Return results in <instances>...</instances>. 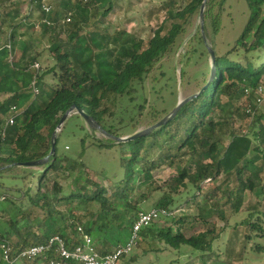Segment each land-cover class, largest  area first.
Listing matches in <instances>:
<instances>
[{
	"label": "trees",
	"instance_id": "16d2710c",
	"mask_svg": "<svg viewBox=\"0 0 264 264\" xmlns=\"http://www.w3.org/2000/svg\"><path fill=\"white\" fill-rule=\"evenodd\" d=\"M32 1L31 5L40 13L41 30L50 32L52 42L48 50L54 64L39 71V93L34 96L29 86L35 71L30 66L37 62L38 55L28 57L23 49L17 61H7L6 46L21 25L23 3L0 0V35L5 36L2 27L9 26L5 42L0 43V177L14 166L20 167V163L41 160L50 153L52 134L71 105L94 119L107 134L119 137L103 123L108 112L105 102H113L116 97H126L129 102L137 100L138 89L143 88L151 69L174 46L183 25L200 9L203 0H189L180 9H174L179 0L166 1V17L152 31L147 46L124 30L110 35L101 27L116 6L113 0H61L47 14L42 11L41 0ZM245 2L250 15L234 43L223 55L211 48L215 54L213 79L207 84L208 79L170 122L130 142L110 138L106 143H96L99 147L119 148L124 175L112 192L85 172L81 154L71 160L57 151V136L55 153L38 168L41 172L36 175L34 189L6 186L0 181V244L9 243L12 264H42L41 260H18L17 255L55 236L63 238L70 247L77 245L78 226L85 235L97 238L95 249L104 256L125 242L137 214L145 212L139 205L163 186L168 190L153 208L168 211L171 225L156 227L160 220L153 222L140 232L136 246L150 238L177 251L187 247L202 259L214 254V244L222 231L207 224L208 218L216 216L226 222L220 208L229 206L230 215L238 214L246 192H264V127L261 116L252 120L251 112V100L264 77V0ZM223 4L225 0H220V6ZM67 18L69 22L65 21ZM91 20L94 23L89 26ZM168 21L171 23L167 28ZM219 28L218 14L214 17L213 32L218 34ZM199 40L204 45L201 36ZM204 51L209 56L208 47ZM49 74L54 78L51 85L45 81ZM13 107L18 111L14 124L5 128L6 116ZM138 109L141 112L143 107ZM234 116L249 122L246 133L234 132ZM253 145L255 155L248 157ZM163 166L176 168L175 182L153 181V172ZM72 174L73 189L64 196L59 179ZM220 177L221 183L217 185ZM229 178L233 188L222 181ZM148 180L150 192L135 197ZM183 191H191L192 196L177 204L176 196ZM197 196H202L212 211L208 217L198 215L200 230L186 236L182 232L187 217L181 213L183 204H191L190 200ZM73 202L83 205L84 212H75ZM89 206L96 208L91 211ZM60 207L64 209L59 211ZM245 214L240 222L244 226V247L250 243L255 251L262 252L264 246L256 241L264 239V202L249 201ZM0 264H9L3 260L1 250Z\"/></svg>",
	"mask_w": 264,
	"mask_h": 264
},
{
	"label": "rangeland",
	"instance_id": "374dc122",
	"mask_svg": "<svg viewBox=\"0 0 264 264\" xmlns=\"http://www.w3.org/2000/svg\"><path fill=\"white\" fill-rule=\"evenodd\" d=\"M19 1L23 3L19 18L21 25L16 29L15 37L11 41L14 60L17 61L22 50L26 49L28 57L38 55L37 62L41 66L40 70L41 72L46 71L54 64L52 55L48 50L52 42L50 32L45 33L41 30L39 25L40 13L35 5H31L32 2L34 4V1ZM41 1L51 7L50 11H54L61 0ZM166 1L168 0H113L116 6L113 7L112 12L103 21L101 27L110 35L115 30H124L129 35L135 36V39L141 41L144 46H147L152 31L160 26L166 17L163 10ZM188 1L179 0V6L174 9L182 8ZM208 2L203 13L202 31L198 10L183 25V31L170 51L153 66L143 88L137 87L141 91L138 89V98L135 102H129L126 97H116L113 102H105L108 112L103 117V123L107 128L117 132L119 137H128L151 127L166 117L179 101L197 94L210 77L211 60L205 53L204 47L212 48L217 54L223 55L234 43L250 15L245 0H225L223 6H220V0ZM218 14L220 28L218 34H215L213 21ZM92 23L94 20L90 21L89 26ZM170 23V21L167 22V28ZM60 24V27H63L62 22ZM2 31L5 36L0 35V43L5 42L9 26L2 27ZM200 36L204 45L199 40ZM61 38L64 39L65 36L61 35ZM238 61H242L241 57ZM53 80L52 74L45 77V81L50 85L53 84ZM261 83L264 85V77ZM221 101L225 103L226 99L222 98ZM244 104L242 103V105ZM139 107H143L141 112ZM11 116L12 113L8 114L6 118ZM259 116H261V124L264 127L263 108L254 111L252 120ZM232 121L234 132L246 133L249 125L246 119L234 116ZM56 136L58 137L56 148L60 154H64L71 160L77 159L81 154V161L86 165L85 172L93 180L106 187L109 192L114 190L115 184L124 175L119 164V148L99 147L96 144L99 142L106 143L110 137L100 131L89 129L76 112L67 117L57 129ZM253 147L254 145L248 157L255 155ZM38 168L14 166L9 172L2 174L0 181L6 186L28 189L34 186L36 175L41 172ZM175 174L176 168L174 166H163L153 172L152 179L163 184L175 182ZM65 175L68 174L65 173ZM74 175L60 177L59 180L63 187L62 195H68L73 189L71 181ZM221 178H219L217 185L221 183ZM149 181L136 191L135 197L138 194L150 192ZM222 181L233 188L234 184L231 178L227 181L222 179ZM166 187L163 186L158 192L149 194L147 200L141 203L139 208L144 211L152 209L162 193L168 190ZM263 194L264 192L260 193L259 191L246 192L241 210L235 215L229 214V206L220 208L226 216V222L216 216L208 218L207 224H214L217 229L222 231L220 239L214 244V254L209 258L202 259L199 253L192 252L187 247H181L178 251L173 250L162 242L153 241L149 238L146 239V243L140 242L130 255L120 258L117 264H264V251H255L250 243L244 247V226L240 224L246 215L247 203L249 201L264 202ZM191 196V191L181 192L179 196H176L177 204H181L187 197ZM190 201L191 204H183V211L181 212L187 215L182 228V232L186 236L200 230L199 227L202 223L196 219L198 215L208 217L212 211L210 204L204 203L202 196H197L195 200ZM95 208L89 206L88 210L94 211ZM63 209V207L58 208L59 211ZM73 210L83 213L84 206L73 202ZM174 215L178 216V212H175ZM171 222L170 217L161 218L156 227L164 224L171 225ZM93 240L96 241L97 238L95 237ZM256 242L264 246V239H258Z\"/></svg>",
	"mask_w": 264,
	"mask_h": 264
},
{
	"label": "built area",
	"instance_id": "2783aa9c",
	"mask_svg": "<svg viewBox=\"0 0 264 264\" xmlns=\"http://www.w3.org/2000/svg\"><path fill=\"white\" fill-rule=\"evenodd\" d=\"M41 8L46 14L51 10V7L44 2H42ZM65 21L69 22L70 19L67 18ZM37 26L38 25H36V27ZM6 47L9 51L7 61L8 63L12 64L14 57L12 54L11 43H8ZM40 68L41 66L38 62H34L30 66V69L35 71V75L33 76L29 86L34 96L39 93V88L37 86V75L40 71ZM244 93L247 95L248 89H245ZM251 102L254 106V110H247V112L251 111L253 113L252 116L254 117V111L262 108L264 109V85L259 84L257 86ZM11 113L12 116L7 118L5 128L14 124L13 117L18 113V111L13 107L9 114ZM4 135L5 130H2V138ZM169 216L170 213L164 209L152 208L145 212H139L135 222L132 224L131 230L125 242L123 244H118L104 256L99 255V253L96 251L95 241L93 238L91 236L85 235L82 227L78 226L76 228V235L79 238V243L77 245H72L70 247L63 238L55 236L50 238L44 244L35 245L20 252L17 255V259L26 262L41 260L42 264H117L120 258L132 253L139 241V234L142 230L148 228L153 222ZM0 250L3 260L9 264H12L9 259L11 247L7 241H3L0 244Z\"/></svg>",
	"mask_w": 264,
	"mask_h": 264
},
{
	"label": "water",
	"instance_id": "95a60500",
	"mask_svg": "<svg viewBox=\"0 0 264 264\" xmlns=\"http://www.w3.org/2000/svg\"><path fill=\"white\" fill-rule=\"evenodd\" d=\"M208 0H203L201 5H200V9H199V17L201 19V26L200 29L202 31V22H203V13L205 10V6ZM208 52H209V56H210V60H211V73H210V77H209V81L207 82L210 83V81L213 79L214 74H215V67H214V61H215V54L214 51L211 48H208ZM207 86V85H206ZM206 86L204 88H206ZM197 96V94H194L182 101H179L175 108L163 119H161L160 121H158L157 123H155L154 125H152L151 127L140 131V132H136L131 136L128 137H114L112 135L107 134L98 124L97 122L92 119L89 115H87L86 113H84L82 110L78 109L75 105H71L70 108L62 115L59 124L57 126V128L55 129V131L52 134V141H51V149H50V153L44 157L41 160H37V161H28V162H23L18 164V166L20 167H40V166H44L49 158L55 153V139H56V134H57V129L60 128V126L64 123V121L67 119L68 116L71 115V113L76 112L86 123V125L89 127V129L91 130H96V131H100L101 133H103L104 135H106L107 137H110L111 139L115 140L116 142H130L133 141L137 138L140 137H144L149 135L153 130L160 128L161 126L165 125L166 123L170 122L177 114L178 110L180 109V107L186 103L187 101L191 100L192 98H195Z\"/></svg>",
	"mask_w": 264,
	"mask_h": 264
}]
</instances>
